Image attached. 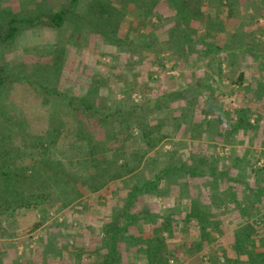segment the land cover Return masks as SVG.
I'll use <instances>...</instances> for the list:
<instances>
[{
	"label": "trees",
	"instance_id": "16d2710c",
	"mask_svg": "<svg viewBox=\"0 0 264 264\" xmlns=\"http://www.w3.org/2000/svg\"><path fill=\"white\" fill-rule=\"evenodd\" d=\"M226 1L229 9L223 15V11H216L218 8H214V6L220 8ZM69 2L68 10H59L53 16L40 17V24H45L50 28H61L67 17H72L76 19L75 29L81 28V26L87 27L86 25L90 24L94 28L91 29L92 33L106 37L108 41L117 44V46L123 39L118 37L121 25L124 18L129 17L130 10L136 12L139 17V19H133L128 25L129 31L126 38L128 43L131 39L133 47L137 45L134 33L140 34L137 24L147 22V25H151L152 18L162 19V16L157 12L159 3L164 2L165 7L174 9L175 16L179 20L177 26L183 28V31L190 37L192 35L190 33L191 26L200 27L201 15L207 18L206 31L201 35L199 44L194 45L190 38L191 46L194 45L199 52L194 54L195 57L192 56L194 57L191 60L193 70H189L187 74L181 76L183 81L193 83L186 84L183 88L184 91L179 92L178 90L183 85L168 86L169 82L165 80L164 85L167 88L161 92L159 99L152 101L146 98L148 101L145 100L139 105L127 97L124 103L130 110L125 112L122 106H118L113 115L108 113L103 118L100 117L103 115L100 113L103 110L97 107L95 98L87 100L85 96L82 98L67 97L58 92L53 96H58L57 102L62 104V107L58 111L51 108L49 114L46 115L44 111L39 110L38 114L42 116V120L51 125L50 127L46 126L45 129L36 130L38 134L34 138L28 137L24 133L25 135L18 140L13 127L0 126V228L4 230L2 224L6 218H13L19 212L29 210L40 212L42 209L48 210L47 212L62 210L75 204L83 196L101 193L103 190L109 189L114 195L112 197L114 200L121 199L124 202L116 220L114 219L111 224H109L111 221L109 219L102 220V223L104 222L107 226L108 237L102 243V248L98 250L100 257L104 256L99 264H118L120 239L127 234L131 236L130 228L133 226L149 224L154 229H159L160 239H147L150 241L137 253L141 254L148 264H170L172 261H170V255L153 244L155 241H165L161 239L162 234L168 233L170 237L173 236L179 224H184L187 227L197 225L200 227L201 233L200 248H204L213 243L214 233L217 230L220 231L218 223L224 224L228 218L241 225L242 234L236 232L231 235L234 247L232 257H225L224 262L221 263L219 256L216 255L217 261L215 263L213 260V263L264 264V167H258L257 162H254L251 174L248 175L247 172H239L238 166L245 162L240 159L232 165L236 168V171L232 172L233 181H230L231 175L222 179L226 177L225 172L221 169L218 170V167L220 164L226 165L227 157L215 158L216 160L211 162L214 166H209L205 170L200 167V165L208 164L207 154L203 152L206 150L205 143L195 141L211 138L206 129V116H208L209 110L211 111V107L209 104L206 105L208 107V112H206V109L202 110L199 106L203 103L201 101L204 94L214 95L212 91L204 89L203 83L208 80L211 89L215 86L218 87L225 73L222 66L224 61L228 63L230 72L237 67L235 58L238 55L244 56L245 53H251L256 58L264 55V39L258 36L262 34V31L264 32L263 26L259 24V20L263 18L264 0H121L124 9L114 8L110 0H69ZM88 2L90 3L87 4ZM83 4L86 7V12H82V8L78 13L74 11L75 7L78 9L81 5L83 7ZM125 4L133 6L128 7L130 10L126 11ZM251 9L252 14L249 13ZM213 11L216 12L214 16H212ZM89 14L98 17V22L89 23L83 20V18L87 19ZM17 19L13 18L10 21L11 28L8 31L5 32L1 29L3 33H6L4 40L13 39L18 32L17 27L13 26L18 21ZM19 20L23 21L24 18ZM160 26L161 24L151 26L152 29L149 27L148 32L154 33ZM252 26L254 30L251 31ZM249 30L250 34H247L246 32ZM225 35L226 37L221 39L223 43L217 40ZM74 38L75 34H72L69 38L70 44L74 43L80 50V54H83L82 50L88 46V43L83 40L81 44L77 45ZM152 43L151 40L149 43L146 42L148 46L146 50H149L146 54H143L145 50L142 49L143 51L134 57L137 60L141 58L140 55L142 60L146 56L153 57L155 60L147 62L150 63L148 65L163 70L164 64L160 53H156ZM191 46L183 42L179 53L182 59L189 54ZM202 60L205 62V67L210 64L214 67H211L210 74L202 72L203 75L199 76L195 70L203 68L200 65ZM115 61L117 62V58ZM20 63L13 64V70L9 72L7 70L10 67L3 66L0 61V97L6 85H10L20 78V73L24 75L27 84L34 86L37 91H42L46 87L47 84L43 83V77L40 74L42 65ZM132 72L135 73L132 74L135 78L137 72L134 70ZM245 79V72L239 73L235 81L236 85L243 86ZM46 93L49 94L51 91L46 90ZM187 93L188 95H186ZM182 97H185V100L181 101L182 103L178 104L177 108L171 109L170 104L166 102ZM77 101L81 106H75ZM161 102L166 104L162 106ZM111 103H115V100ZM71 107L74 111L73 117L78 118V121L74 128L75 134L71 130L74 135L68 136L67 133L70 130L64 125L67 120L56 114L61 115ZM106 109L112 110V107L109 105ZM142 110H145L144 116L133 122L126 116L129 111L134 116L135 112ZM25 119L21 121L20 129L23 128L22 130L26 124ZM245 124L248 125V119L240 117L237 126L231 122L225 130L222 128L224 131L222 133L225 136L227 134L235 135L236 129L245 127ZM58 132L62 135L66 134L65 147L79 142L83 143L84 148L87 149L85 155L78 160L58 159L52 153V148L59 143V138L56 136ZM179 132L184 134L178 139ZM165 142L171 146L170 151L162 150V144L164 145ZM12 146L19 147L23 154L12 155V152L9 151V147ZM211 148H215V145ZM161 152H163L162 157H159ZM147 165L154 172L159 170L156 180L143 185L134 183L128 190V183L131 185L133 182L132 176ZM249 176H252L253 183L257 180V184L245 185L244 180H248ZM190 177L207 179L210 182L208 193L213 198L210 204H204L198 195L199 192L202 193L200 191L202 183H197L198 187L194 188V193L188 192L191 188V184L188 183ZM175 178L179 185L174 184ZM221 179L225 181V188L218 185V181H222ZM226 181H230L231 184ZM162 187L168 189L172 198L186 201V204L182 202L180 207L173 204L172 209L175 210H171L169 215L157 214L148 210L140 213L135 212L133 207L136 200L141 199L144 195L154 194ZM63 195L69 196L68 201H71L69 204L63 202L65 201ZM232 205L235 207L233 208ZM41 225V222H35L31 229L27 230L28 233H35ZM20 235H22L20 232L14 234L15 237H20ZM90 259L91 264H98L95 261L97 257Z\"/></svg>",
	"mask_w": 264,
	"mask_h": 264
},
{
	"label": "rangeland",
	"instance_id": "374dc122",
	"mask_svg": "<svg viewBox=\"0 0 264 264\" xmlns=\"http://www.w3.org/2000/svg\"><path fill=\"white\" fill-rule=\"evenodd\" d=\"M1 1L5 3L9 0ZM1 1L0 4H3ZM110 1L114 8L124 9L121 0ZM21 4L24 6L22 7V12L15 16L18 18V21L13 26L17 27L18 32L13 39L4 40L6 33L1 31L3 29L6 32L11 28L10 21L13 18L9 15L7 16L5 9L0 13V61L3 66L10 67L7 70L9 72L13 70V64H21L20 62L23 64L42 65L40 74L43 77V83L47 85L42 91H37L34 86L27 84L24 80V75L20 73L19 75L21 76H19L20 78L17 81L6 85L3 89L0 97V126L13 127L18 140L25 134L28 137L34 138L38 134L36 133L38 130L45 129L46 126L50 127L51 124L42 120V116L38 113L41 109L46 115L49 114V109L53 108L58 111L62 107V104L57 102L56 98L58 96H53V94L58 92L67 97L75 96L82 98L85 96L87 100L95 98L97 107L103 110L100 112L103 113V115H100L103 118L108 113L113 115L118 106H122L125 112L130 110L127 104L124 103L127 97L139 105L146 98L152 101L159 99L161 92L167 88L164 85L165 80L169 82L168 86L183 85L178 90L179 92L184 91L183 88L186 84L193 83L183 81L181 76L182 74H187L189 70H193L191 60L195 57L194 54L199 53L194 45L199 44L198 41L207 27V18L202 15L200 16V27L191 26L190 33L192 35L190 37L183 31V28L177 26L179 20L175 16L174 9L165 7L164 2L162 4L159 3L157 12L162 16V19L157 17L152 18L151 25H147V22L137 24L136 26L137 29H140V34L136 35V32L134 33L137 38V45L133 47L131 39L128 43L126 38L129 31L128 25H130L133 19H139L136 12H132L128 8L133 6L132 4H125V10H130V12H128L129 17L126 16L124 18L120 28V35L118 37L123 39L119 42V46L108 41L104 36L92 33L91 29L93 26L90 24H87V27L81 26V28L75 29L76 19L72 17H67L61 28H50V26L40 24V17L45 18L43 16H53L56 11L68 10L70 5L69 0H20L19 6ZM223 4L220 8L219 6H214V8H218L216 11H223V15H225L229 9L228 2H223ZM81 8L82 12H86L84 4L83 7L81 5L78 9L75 7V10H73L78 13ZM215 13L213 11L212 16ZM249 13H253L252 9ZM171 15L174 16L172 17ZM72 16H75V14H72ZM21 18H24V20L20 21L19 19ZM83 20L89 23L92 21L97 23L99 19L95 15L89 14L88 18H83ZM159 24L161 26L156 32H148L150 30L149 27L158 26ZM259 24L264 28V11L263 18L259 20ZM253 26L251 31L254 30ZM251 31L249 30L246 33L250 34ZM72 34H75L74 41L77 45L81 44L83 40L88 43L87 47H84L83 50L81 49L83 54H80V50L74 43L73 45L70 44L69 38ZM258 36L264 39V32L262 31V34ZM225 37L226 35L221 36L217 40L221 41ZM190 38H192V43H194L193 47L191 46ZM150 40L153 41L152 45L156 49V53H160V58L164 64L163 70H160L156 66H149L150 63L147 62L154 61L155 58L153 59V57L144 56L143 61L140 55L141 58L135 59L136 55L140 54V51H143L142 49L145 50L143 54L149 51L146 50L148 47L146 42L149 43ZM183 42H186L191 47L189 54L182 59L179 53ZM192 53L193 55H191ZM151 54L154 53L151 52ZM116 58L117 62L115 61ZM14 60H17V62ZM235 60L237 67L230 72L228 71L230 69L227 66L228 63L225 61L222 63L225 73L218 87L215 86L211 89L208 80L203 83L204 89L212 91L214 95L204 94L201 101L203 103L199 106L202 110L206 109V112H208L206 105L209 104V107H211V111L209 110L208 116H206V129L209 131L208 136L211 138H203L202 141L195 140L196 142H204L206 148L203 152L207 154L208 164L200 165V167L208 169L209 166H214L211 162L212 160H216L215 158L227 157L226 165L220 164L218 170L221 169V171L225 172L224 175L226 177L222 179L228 178L231 175L232 179L230 181H233L232 172L236 171V168L232 165L240 159L245 162L238 166L240 171L237 170L239 172H247L250 175L254 162H257L258 167H264V115L258 114V111L250 108L251 106L254 107L256 103L258 104L256 97L254 101L253 90L250 88L252 87L251 84L244 87V84L243 86H239L235 83L241 72H245V75L247 73V78L251 83L255 79H259L258 76L261 74L264 78V55L256 58L251 53H245L244 56L238 55ZM138 61L139 63H136ZM202 62L204 61L202 60ZM202 62L200 65L203 68L195 71L199 76L203 75L201 74L202 72L210 74L209 71L214 65L210 64L205 67V62ZM142 63L144 64L142 65ZM132 70L137 72L135 78L132 75L135 73H131ZM254 74L255 78L252 77ZM46 90H50L51 93L47 94ZM114 100L115 103H111ZM184 100L185 97H182L178 100L171 99L166 102L170 104L169 107L172 109L177 108L178 104ZM161 104L164 106L166 103L161 102ZM109 105L112 107V110L106 109ZM75 106H81L80 102L77 101ZM129 112L126 113V116L131 122L143 117L145 114V110L135 112L134 116L131 114V111ZM73 113L74 111L71 107L61 115L56 114L57 116H61L62 119L67 120L64 125L70 130L67 133L68 136L75 134L74 128H76L78 121V118L75 119L73 117ZM240 117L247 118L248 125L245 124V127L236 129L235 135L227 134L225 136L223 129L225 130L231 122L234 123V126H237ZM24 119L26 120V124L24 130H22L23 128L20 129L22 127L21 121ZM71 130H73L74 134L71 133ZM183 134V132H179L177 138L179 139ZM56 136L59 138V143L52 148V153L58 159L65 161H70L71 159L78 160L87 152V149L84 148L81 142L65 147L66 134L62 135V133L58 132ZM214 145L215 148H211ZM162 147L163 151L171 150V146L167 142L164 145L162 144ZM9 148L12 155L20 156L23 154V151L19 147L15 148L12 146ZM244 151H246V154ZM162 154L163 152L160 153L159 157H162ZM82 166L85 167L84 164ZM151 169L149 165L143 168V170L139 169L132 176L133 182L131 185L128 183V190L132 188L134 183L136 185H143L155 181L159 170L154 172ZM248 178V180H244L245 185L249 183L257 184V180L254 183L252 182V176ZM189 180L190 182L188 183L191 184V188L188 192L194 193V188L196 187L197 189L198 187L197 183H202V187L200 188L202 193L199 192L198 195L204 204H210L213 201V198L208 193L210 182L207 179L201 180L191 177ZM230 181L226 182L231 184ZM224 182L223 180H219L218 185L224 187L226 186ZM174 184L179 185L176 178L174 179ZM113 196L111 190L107 189L101 193L83 196L80 198L81 200L62 210L50 212H47L48 210L46 211L45 209H42L40 212L29 210L19 212L13 218H6L2 224V227L5 229L0 228V264H39L40 262H42L41 264H91L90 258L92 257H97L96 263H101L104 256L101 255L100 257L98 250L102 248V243L108 237L106 234L108 230L107 226L104 222L102 223V220H111L109 224L114 219L116 220L121 211L120 207L124 202L121 199L114 200ZM63 198L65 201L62 199L61 201L68 204L71 202L68 201V195H63ZM182 202L186 204V201L172 198L168 189L162 187L156 193L148 196L144 195L141 199L136 200L133 208L136 213L148 210L157 214L164 213L165 215H169L171 210H175L172 209L173 204L178 207ZM126 204L125 202V206ZM232 207L234 208L235 206L232 205ZM35 222L42 223L40 229L35 233H28L27 230L31 229ZM231 222L230 218L224 224L219 222L217 226L220 228V231L217 230L214 233L213 237L215 239L213 243L206 245L204 248H200L201 233L200 227L197 225L187 227L184 224H179L173 236L170 237L168 233H164L161 239L165 241H155L153 244L158 246L157 248H161L163 252H167L170 255V261L172 260L171 262H174V264H215L217 261L215 259L216 255L219 256L220 262L223 263L225 257H232L233 255L234 247L231 235L236 232L242 234L241 225L235 221ZM173 227L175 228L174 225ZM17 232H20L22 235L15 237L14 234ZM130 232L132 233L131 236L127 234L120 239L118 264H148L143 259L144 257L137 252L150 241L147 239H160L159 229H154L149 224H141L131 227ZM213 260H215V263H213ZM171 262L170 264H172Z\"/></svg>",
	"mask_w": 264,
	"mask_h": 264
},
{
	"label": "crops",
	"instance_id": "0c3cea01",
	"mask_svg": "<svg viewBox=\"0 0 264 264\" xmlns=\"http://www.w3.org/2000/svg\"><path fill=\"white\" fill-rule=\"evenodd\" d=\"M2 3L3 4H0V13L3 12L5 9L6 10L5 13L7 14V16L9 15L12 18H16L15 16H17V14H20V12H22V7L24 6L23 4H21V6H19L20 0H9L8 2H5V3L2 2ZM18 7H19V9H18ZM28 7H30V5H28ZM7 18H9V17H7ZM6 22H7V20H6ZM0 29H1V25H0ZM14 61L17 62V60H14ZM252 77L255 78V74ZM258 77H259V79H257V80L255 79L254 82L251 83V81L248 80L247 73H246V79H245L246 84L244 82V87H245V85L251 84L252 87H250V88L253 90L254 101H255V97H256L258 99V104L256 103V105H254V107L251 106L250 108H252V109L254 108L255 111H258L257 112L258 114L264 115V78H263L262 74ZM244 153L246 154V151H244ZM41 263L42 262H40L39 264H41Z\"/></svg>",
	"mask_w": 264,
	"mask_h": 264
},
{
	"label": "built area",
	"instance_id": "2783aa9c",
	"mask_svg": "<svg viewBox=\"0 0 264 264\" xmlns=\"http://www.w3.org/2000/svg\"><path fill=\"white\" fill-rule=\"evenodd\" d=\"M172 264H174V262H171Z\"/></svg>",
	"mask_w": 264,
	"mask_h": 264
}]
</instances>
